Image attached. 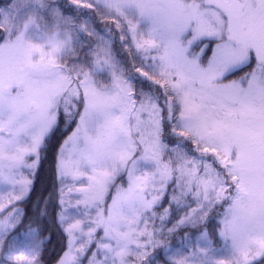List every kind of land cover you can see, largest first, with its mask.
<instances>
[{
    "label": "snow or ice",
    "instance_id": "6c2138e0",
    "mask_svg": "<svg viewBox=\"0 0 264 264\" xmlns=\"http://www.w3.org/2000/svg\"><path fill=\"white\" fill-rule=\"evenodd\" d=\"M0 188V264H264V0H0Z\"/></svg>",
    "mask_w": 264,
    "mask_h": 264
},
{
    "label": "trees",
    "instance_id": "16d2710c",
    "mask_svg": "<svg viewBox=\"0 0 264 264\" xmlns=\"http://www.w3.org/2000/svg\"><path fill=\"white\" fill-rule=\"evenodd\" d=\"M82 3L86 1H81ZM90 2V1H87ZM103 21H101V24ZM49 158L43 162L42 167L38 171V175L35 179V190L33 193V201H35L36 197L40 194H43L47 197L50 193L54 196V185L58 187L56 184V178L52 171V152L50 151L48 154ZM19 207L24 208L25 205H19ZM58 234H53L51 244L47 245L48 251L45 252V259H48L55 255V252L59 249L58 243Z\"/></svg>",
    "mask_w": 264,
    "mask_h": 264
},
{
    "label": "rangeland",
    "instance_id": "374dc122",
    "mask_svg": "<svg viewBox=\"0 0 264 264\" xmlns=\"http://www.w3.org/2000/svg\"><path fill=\"white\" fill-rule=\"evenodd\" d=\"M81 1H86V0H81ZM90 1V0H87ZM5 194V190L3 188H0V195H4ZM167 206V204L165 203V207Z\"/></svg>",
    "mask_w": 264,
    "mask_h": 264
}]
</instances>
